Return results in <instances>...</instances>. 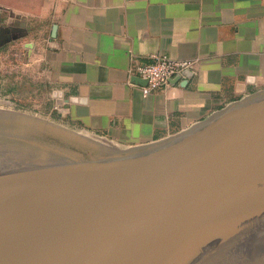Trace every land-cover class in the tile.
<instances>
[{"label":"water","instance_id":"obj_1","mask_svg":"<svg viewBox=\"0 0 264 264\" xmlns=\"http://www.w3.org/2000/svg\"><path fill=\"white\" fill-rule=\"evenodd\" d=\"M0 113V264H264V91L118 147Z\"/></svg>","mask_w":264,"mask_h":264},{"label":"crops","instance_id":"obj_2","mask_svg":"<svg viewBox=\"0 0 264 264\" xmlns=\"http://www.w3.org/2000/svg\"><path fill=\"white\" fill-rule=\"evenodd\" d=\"M156 54L193 67L144 95ZM8 63L69 128L144 146L264 91V0H0L1 78Z\"/></svg>","mask_w":264,"mask_h":264},{"label":"rangeland","instance_id":"obj_3","mask_svg":"<svg viewBox=\"0 0 264 264\" xmlns=\"http://www.w3.org/2000/svg\"><path fill=\"white\" fill-rule=\"evenodd\" d=\"M9 59L12 58L9 57ZM7 65L8 66H5L3 70L4 78L0 77V113H21L36 117L39 120L50 121L63 128L73 130L66 126L56 115H50V102L45 98L47 95L42 92V87L41 92L36 98L31 96L32 94L30 92L33 91V87L29 86L28 70L25 66L20 70L21 79H18L20 83L17 85V77L13 75V64L8 63ZM0 75H2L1 72ZM94 139L101 144H109V142L106 140L104 141V139Z\"/></svg>","mask_w":264,"mask_h":264},{"label":"built area","instance_id":"obj_4","mask_svg":"<svg viewBox=\"0 0 264 264\" xmlns=\"http://www.w3.org/2000/svg\"><path fill=\"white\" fill-rule=\"evenodd\" d=\"M192 67L193 63L190 61L174 60L156 54L151 56L149 62L135 68V76L145 83L142 87L143 94L150 95L170 86L175 80L187 77Z\"/></svg>","mask_w":264,"mask_h":264},{"label":"bare ground","instance_id":"obj_5","mask_svg":"<svg viewBox=\"0 0 264 264\" xmlns=\"http://www.w3.org/2000/svg\"><path fill=\"white\" fill-rule=\"evenodd\" d=\"M99 139H101V138H99ZM103 140V139H102ZM105 141V140H104Z\"/></svg>","mask_w":264,"mask_h":264}]
</instances>
